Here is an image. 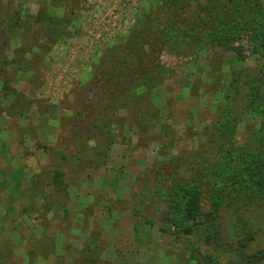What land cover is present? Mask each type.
Listing matches in <instances>:
<instances>
[{
  "label": "rangeland",
  "instance_id": "1",
  "mask_svg": "<svg viewBox=\"0 0 264 264\" xmlns=\"http://www.w3.org/2000/svg\"><path fill=\"white\" fill-rule=\"evenodd\" d=\"M203 2L0 0V264H264V199L188 234L157 227V171L212 150L222 109L235 149L264 143L257 43L235 41L241 60L162 36Z\"/></svg>",
  "mask_w": 264,
  "mask_h": 264
},
{
  "label": "trees",
  "instance_id": "2",
  "mask_svg": "<svg viewBox=\"0 0 264 264\" xmlns=\"http://www.w3.org/2000/svg\"><path fill=\"white\" fill-rule=\"evenodd\" d=\"M198 6L194 13L196 21L190 27L166 22V32H162L166 45L185 36L188 43L223 47L242 60L243 47L235 41L248 34L250 42L257 43L264 55V0H204ZM234 127L225 108L222 109L214 128L212 150L202 148L188 156H170L166 159V173L157 171L153 202L158 205L156 221L161 233L188 234L201 226L214 227L221 212L241 220L242 208L262 205L264 143L260 140L256 153L235 149L231 143ZM203 203L208 204V210H204ZM147 223L154 224L152 220ZM215 236L213 229L207 238ZM261 258L254 256L251 263Z\"/></svg>",
  "mask_w": 264,
  "mask_h": 264
}]
</instances>
